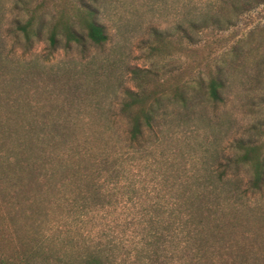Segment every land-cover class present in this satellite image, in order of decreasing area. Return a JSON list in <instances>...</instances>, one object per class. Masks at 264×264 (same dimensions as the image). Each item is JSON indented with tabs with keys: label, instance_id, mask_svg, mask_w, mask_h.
Listing matches in <instances>:
<instances>
[{
	"label": "rangeland",
	"instance_id": "rangeland-1",
	"mask_svg": "<svg viewBox=\"0 0 264 264\" xmlns=\"http://www.w3.org/2000/svg\"><path fill=\"white\" fill-rule=\"evenodd\" d=\"M39 1L0 0V117L14 123L30 117L71 119L76 132L111 136L109 144L124 153L117 192H198L192 182L211 180L217 181V192H258L243 201L242 211L263 235L264 184L258 191L249 189L252 168L232 163L240 152L238 143L260 145L264 155V72L259 66L264 61V0H253L251 9L223 32L191 27L207 14H220L223 0H47L45 31L53 10L61 13L62 23H78L82 5L94 10L108 36L97 48L82 51L62 40L51 52L46 33L26 43L15 29L17 20L27 18L25 7ZM182 30L190 39L183 38ZM242 40L249 53L242 64L224 65L222 101L196 94L184 105L165 102L153 128L156 136L147 138L146 151L135 155L136 160H128V123L120 114L127 93L147 83L152 88L160 80L168 79V86L174 76L181 82L194 78L191 85L199 90L197 74L206 83V66ZM61 195L41 192L38 204L27 211L43 238L88 242L98 228L110 221L123 226L132 216L124 195L116 212L64 219L54 203Z\"/></svg>",
	"mask_w": 264,
	"mask_h": 264
},
{
	"label": "trees",
	"instance_id": "trees-1",
	"mask_svg": "<svg viewBox=\"0 0 264 264\" xmlns=\"http://www.w3.org/2000/svg\"><path fill=\"white\" fill-rule=\"evenodd\" d=\"M46 1L26 6L27 18L15 23L26 43L46 33L49 52L62 40L66 47L86 51L108 40L94 10L82 5L77 9L78 23H62L61 13L53 10L52 24L45 31ZM252 3L223 0L220 14H207L191 27L226 31ZM180 32L190 39L185 30ZM155 37L160 36L155 33ZM248 53L245 40L233 44L212 67L206 66V83L197 74L199 90L191 85L194 78L181 82L174 76L168 86V79L160 80L152 88L147 83L138 92H128L120 108L128 123L127 159L134 161L135 155L146 151V140L156 136L153 128L158 126L165 102L184 105L196 94L221 102L226 85L224 65L229 61L238 65L239 60L242 64ZM259 66L263 73L264 61ZM70 120L48 122L30 117L14 123L0 117V264H264V234L242 211L243 201L258 192H217L215 180L192 182L198 192H147L144 196L117 192L124 153L109 144L111 136L106 138L97 130L76 132ZM237 146L240 152L232 164L252 168L248 187L258 191L264 184L262 147ZM41 192H61L54 203L64 219L116 212L124 195L131 202L132 216L123 226L110 221L106 228H98L88 242L63 236L43 238L34 231L36 221L27 212L38 204ZM21 221L25 224L20 227Z\"/></svg>",
	"mask_w": 264,
	"mask_h": 264
}]
</instances>
